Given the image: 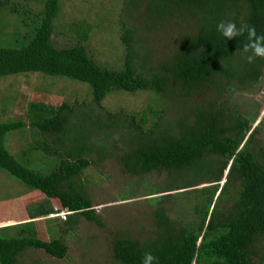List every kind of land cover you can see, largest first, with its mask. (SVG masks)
<instances>
[{
    "label": "trees",
    "instance_id": "obj_1",
    "mask_svg": "<svg viewBox=\"0 0 264 264\" xmlns=\"http://www.w3.org/2000/svg\"><path fill=\"white\" fill-rule=\"evenodd\" d=\"M141 1L149 29V20L155 28L180 21L186 25L183 37L154 66L148 54L140 59L134 29L123 22L124 66L110 69L81 41L56 45L62 0H44L39 8L0 0V35L6 11L27 28L0 41V78L35 72L68 77L89 84L96 105L33 100L25 116L0 121V172L59 201L60 209L71 212L64 222L71 230L81 217L102 224L83 179L93 164L113 158L125 173L142 179L166 173V185L147 187V196L171 192L150 198L157 206L155 230L142 239L116 237L118 263L141 264L151 252L158 264H264V142L256 137L259 129H252L258 113L230 105L236 93L262 88L264 58H247L254 55L250 45L264 36V0H129L128 9L136 11ZM227 21L237 30L250 25L256 35L249 37L245 27L228 39L216 27ZM77 33L82 41L89 38L83 25ZM117 91L151 92L160 103L141 113L106 110L103 101ZM26 129L41 138L16 156L8 139ZM35 151L54 157L57 166L45 173L32 168ZM181 189L187 191L176 192ZM55 212L42 208L32 217ZM22 224L0 227V264H21L31 248L66 257L68 245L56 232Z\"/></svg>",
    "mask_w": 264,
    "mask_h": 264
},
{
    "label": "rangeland",
    "instance_id": "obj_2",
    "mask_svg": "<svg viewBox=\"0 0 264 264\" xmlns=\"http://www.w3.org/2000/svg\"><path fill=\"white\" fill-rule=\"evenodd\" d=\"M13 1L27 8H39L44 0ZM128 1L62 0V13L53 36L56 45L66 47L81 41L100 65L121 69L126 53L121 39L124 22L134 29L140 59L145 60L148 54L147 60L155 66L176 49L186 25L182 26L180 21L172 20L155 28L149 20V29L143 2L141 1L139 7H135L136 11H132L128 9ZM4 15L6 27L2 30L0 41L6 39V34L9 33H26L27 28L17 15L7 11ZM79 25L89 30V38L86 41H82L77 33ZM1 26L0 24V28ZM0 46H3L1 42ZM252 90L254 89L236 93L230 99V105L243 112L258 113L252 129H259L256 137L264 142V81L260 90ZM33 100H47L54 105L64 102L72 105L78 103L80 107L82 103H86L82 105L83 108L87 105L96 108L90 85L78 80L64 76H48L39 72L0 78V121L25 116L28 105ZM161 100L165 101L162 98ZM156 103H160V97L151 92L117 91L103 101V107L111 112L141 113L149 105ZM170 110L175 111H172V108ZM172 114L176 116V113ZM168 116L171 117V114ZM35 136L30 129L13 133L8 139L11 151L18 156L24 148L34 144L36 138H41ZM116 137L119 138V135ZM31 154V167L41 172H50L58 164L54 157L42 152L35 151ZM167 178L166 173L148 175L143 179L142 176L129 175L122 170L120 162L113 158L93 164L84 171L83 179L102 224L81 217L79 224L71 230L64 223L71 216V212L60 209L59 201H51L45 195L9 179L6 174L0 172V227L29 222L45 233L52 229V236L56 232L57 237H61L68 245L64 258L52 256L43 249L31 248L22 255L21 264H120L113 256L112 246L115 238L128 236L142 239L153 233V212L157 206L149 202L150 198L171 192L147 196V187H162L166 185ZM223 183L224 180L221 181V186ZM206 185L209 184H202L201 187ZM180 191L187 189L176 192ZM128 193L133 198L124 199V195ZM181 193L185 195L186 192ZM177 199L181 200L180 197ZM183 204L185 206L189 203ZM42 208H54L56 212L47 216L32 217ZM177 215L171 212L173 219L182 220L183 216Z\"/></svg>",
    "mask_w": 264,
    "mask_h": 264
},
{
    "label": "clouds",
    "instance_id": "obj_3",
    "mask_svg": "<svg viewBox=\"0 0 264 264\" xmlns=\"http://www.w3.org/2000/svg\"><path fill=\"white\" fill-rule=\"evenodd\" d=\"M216 27L217 31L221 32L222 35L228 39L242 33L245 27L247 28L249 37L256 35L254 27L250 25H242V28L237 30L236 24L232 21L220 22ZM250 46L254 55L247 58L249 63L253 62L254 57L264 58V36L258 37L257 41L252 43ZM141 264H158V259L151 252H146L141 259Z\"/></svg>",
    "mask_w": 264,
    "mask_h": 264
},
{
    "label": "bare ground",
    "instance_id": "obj_4",
    "mask_svg": "<svg viewBox=\"0 0 264 264\" xmlns=\"http://www.w3.org/2000/svg\"><path fill=\"white\" fill-rule=\"evenodd\" d=\"M76 186V185H75ZM74 188V187H73Z\"/></svg>",
    "mask_w": 264,
    "mask_h": 264
}]
</instances>
